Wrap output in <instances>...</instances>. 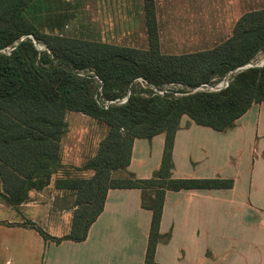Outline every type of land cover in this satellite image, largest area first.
<instances>
[{"label":"trees","instance_id":"trees-1","mask_svg":"<svg viewBox=\"0 0 264 264\" xmlns=\"http://www.w3.org/2000/svg\"><path fill=\"white\" fill-rule=\"evenodd\" d=\"M147 48L102 42L68 33L71 11L62 0H0V49L19 42L10 55L0 54V199L18 208L31 191L49 187L61 173V145L68 131V112L87 115L107 127L97 153L81 167L90 178L63 174L58 190L75 198L70 231L54 237L35 223L16 224L35 229L45 241L83 242L104 210L110 189H140L141 204L152 212L145 264H159L160 232L168 191L230 189L234 180L175 178L173 148L181 121L226 132L255 104L264 102V66L236 73L220 92L198 91L184 96H144L149 91L134 83L144 78L156 87L171 83L196 88L212 83L264 52V6L245 12L232 34L220 44L182 54H165L155 0H144ZM29 36L46 47L39 51ZM24 38L23 40H21ZM92 70L104 84L106 98L132 94L125 105L102 109L94 99L95 82L77 74ZM165 134L161 166L152 177L129 171L134 141ZM8 226L13 223L5 222Z\"/></svg>","mask_w":264,"mask_h":264},{"label":"crops","instance_id":"crops-1","mask_svg":"<svg viewBox=\"0 0 264 264\" xmlns=\"http://www.w3.org/2000/svg\"><path fill=\"white\" fill-rule=\"evenodd\" d=\"M141 1L145 18L144 0ZM155 4L160 29L156 0ZM86 116L67 114L68 133L76 120ZM164 146L165 134L151 140L136 139L129 171L138 178L152 177L161 166ZM61 156L63 164L74 167L84 164L65 160L63 140ZM173 161L175 178L220 177L234 180V186L168 191L160 232L163 236L170 234V238L158 244L156 262L264 264V102L253 105L238 119L236 126L226 132L197 125L184 116L175 136ZM93 175V171H85L86 178ZM58 177L54 175L52 185L45 190L31 191L28 200L18 208L0 199V209L31 212L28 220L36 225L51 218L60 222L65 216L68 233L76 209L75 198L69 191L56 189ZM151 219L152 212L142 207L140 189H110L104 210L85 241L66 240L57 244L41 236L42 264H145ZM24 221V218L0 220V227L8 222L15 224H5L8 229L32 230L39 234L35 229L16 225Z\"/></svg>","mask_w":264,"mask_h":264},{"label":"rangeland","instance_id":"rangeland-1","mask_svg":"<svg viewBox=\"0 0 264 264\" xmlns=\"http://www.w3.org/2000/svg\"><path fill=\"white\" fill-rule=\"evenodd\" d=\"M62 1L68 4L71 11L67 29L69 34L112 44L147 48V30L141 0ZM156 1L161 50L165 54L212 48L231 36L234 24L241 15L264 6V0ZM263 57L264 52L257 56L255 63H259ZM68 114L76 116L79 113ZM70 127L69 133L67 131L63 138V157L66 161L85 163L97 153L107 127L89 116L76 120L74 126ZM65 166L67 167L58 174L59 177L63 174L85 177V171H75L68 164ZM31 216L32 213L28 211L18 213L0 209V220L3 221L23 218L28 220ZM66 220L65 216L60 222L55 218L48 222L44 219L38 225L50 235L67 234ZM4 225L0 227V264H42L44 255L41 254V235L32 230L8 229Z\"/></svg>","mask_w":264,"mask_h":264},{"label":"built area","instance_id":"built-area-1","mask_svg":"<svg viewBox=\"0 0 264 264\" xmlns=\"http://www.w3.org/2000/svg\"><path fill=\"white\" fill-rule=\"evenodd\" d=\"M29 37L33 39L39 51L46 50V47L36 42L33 36H29ZM23 39L24 38H22L21 40ZM18 43L19 42H16L13 45L0 49V54L10 55L12 51L16 48ZM255 59L249 62L248 64L242 67H239L234 71L229 72L226 76H224L223 78L219 80H214L212 83L201 84L200 86L193 88V89L186 88L182 84H178V83H171L168 85H164L163 87H156L155 85L148 83L147 80L141 77L135 79L134 83L139 84L143 89L149 91L147 93H143L144 96L150 95V92L152 95H159V96L173 95L175 97L188 95V94L195 93L198 91L220 92V91L227 89L230 86V83L232 82L233 77L236 73L249 69V68H261L264 66V57L259 63H255ZM77 74L81 77L90 78L95 82L96 91L94 94V99L96 100L97 104L104 110H108L113 106L125 105L128 102L132 94L131 89H129L127 94L122 97L111 98V99L106 98L104 95L103 80L94 71L78 70Z\"/></svg>","mask_w":264,"mask_h":264}]
</instances>
